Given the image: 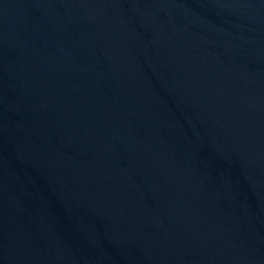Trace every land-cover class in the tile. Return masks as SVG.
<instances>
[{"label":"water","instance_id":"obj_1","mask_svg":"<svg viewBox=\"0 0 264 264\" xmlns=\"http://www.w3.org/2000/svg\"><path fill=\"white\" fill-rule=\"evenodd\" d=\"M0 264H264V0H0Z\"/></svg>","mask_w":264,"mask_h":264}]
</instances>
